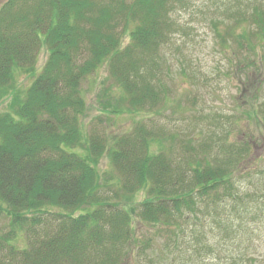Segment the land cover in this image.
Masks as SVG:
<instances>
[{
    "label": "trees",
    "instance_id": "obj_1",
    "mask_svg": "<svg viewBox=\"0 0 264 264\" xmlns=\"http://www.w3.org/2000/svg\"><path fill=\"white\" fill-rule=\"evenodd\" d=\"M191 2L0 0V103H8L0 113V223L10 227L0 230V264H159L160 251L174 264L192 242L190 260L217 255V242L241 230L247 213L264 215L260 103L235 113L256 126L245 141L208 145L210 134L186 141L177 130L149 125L151 119L112 136L92 124L87 131L84 85L100 71L102 96L119 91L126 104L123 112L103 101L106 111L115 107L111 112L121 116L165 105L166 49L178 11ZM229 12L211 23L223 45L236 46L231 75L257 74L264 6ZM244 46L250 56L242 60ZM18 78L31 82L23 87ZM105 156L118 176L103 182L98 167ZM209 234L214 242L205 247Z\"/></svg>",
    "mask_w": 264,
    "mask_h": 264
},
{
    "label": "rangeland",
    "instance_id": "obj_2",
    "mask_svg": "<svg viewBox=\"0 0 264 264\" xmlns=\"http://www.w3.org/2000/svg\"><path fill=\"white\" fill-rule=\"evenodd\" d=\"M254 6H264V0H192L186 8L178 11L176 15L178 31L173 37V43L166 49L169 68L165 69L161 77L167 83L170 95L165 105L158 111H143L137 114L126 111L121 116L111 112L115 107L109 106L106 111L103 101H107L108 104L111 100L115 106H124L123 112L126 104L122 105V93L119 91H114L113 94L110 92L107 97L102 96L107 84L102 85L104 80L100 71L99 75L91 78V83L84 85L89 106L85 119L88 133H90L89 126L93 125L96 131L107 133L108 136L122 134L132 130L141 120L151 119L150 122L147 121L149 125L155 123L156 128L177 130L175 134L186 141L192 140L191 137L194 136L198 143L206 134H210L206 138L208 145H214V142L222 138H227L229 141H245V133L256 131V126L248 117L245 119L239 116L238 120L235 113L238 115L245 113L249 104L253 103L256 106L260 103L259 106L264 108V45L256 42V54L261 56L262 71L257 74L249 71L246 77L237 74L233 76L229 59L236 46L227 43L223 45L221 40L215 37L211 21L220 17L226 20L228 17L225 15H230L229 11H232V14L236 12L233 14L236 15L238 10L241 12L251 10ZM224 28L223 33L227 29ZM248 48L244 46L240 50V59L250 56L247 52ZM45 60L46 56L43 54L39 64L41 67ZM23 81L22 78H18V83L23 87H28L31 82ZM239 97L242 103L239 102ZM6 102L1 101L0 113L8 111ZM242 105L246 107L245 110L238 108ZM158 114L161 117L158 118ZM98 169L103 182L118 176L107 156L102 159ZM137 200L139 201V197ZM245 210L246 208H243L240 212L244 211L245 214ZM219 216L224 218L225 215L220 213ZM8 223V220L3 219L0 230L8 231L10 228ZM242 226L243 228L234 235H222L227 239L217 242V255L213 252L203 253L201 256L194 255L195 259L190 260L188 254L193 252L194 246L197 248L196 243L192 242L183 247L184 260L177 263L174 258V264H264V215L250 216V213H247ZM146 229L141 226L138 233L143 235ZM193 231L191 225L186 229V234L192 235ZM209 238H203L205 247L214 242L210 234ZM160 241L162 244L165 239ZM18 245L27 246L26 240L22 238ZM160 252L163 259L155 257V260L159 264H170L164 260L168 259L166 252ZM240 255L245 258H241Z\"/></svg>",
    "mask_w": 264,
    "mask_h": 264
}]
</instances>
